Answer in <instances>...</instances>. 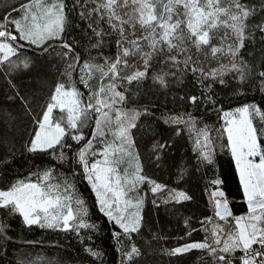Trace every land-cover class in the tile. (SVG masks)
I'll use <instances>...</instances> for the list:
<instances>
[{"label": "snow or ice", "instance_id": "obj_1", "mask_svg": "<svg viewBox=\"0 0 264 264\" xmlns=\"http://www.w3.org/2000/svg\"><path fill=\"white\" fill-rule=\"evenodd\" d=\"M78 3L79 0H76ZM92 3L95 7L80 12L81 19L88 21L87 28L96 37L91 47L100 48L104 38L115 33V57H105L102 64L91 60L81 63L73 45L63 43L62 47L67 51L62 55L67 57L69 53L72 54V62L62 73L67 78V86L65 82L57 83L42 119L37 121L38 130L28 151L46 152L52 149L55 152L59 146V158L65 159L63 149L71 147L64 143L65 136L77 142L84 140L82 132L73 135L71 130L80 131L86 127L94 112V131L76 157L85 178L96 193L100 211L122 230L113 232L117 243L122 244L121 237L131 241L132 234L140 231L143 219V197H137L133 202L129 193L145 182L152 185L153 193L164 186L141 174L143 169L139 154L134 152L131 130L136 127V121L142 115L151 113L147 107L142 110L121 107L129 99L125 95L128 89H118L133 81L139 85L147 77L151 63L156 60L171 64L181 72L199 73L197 83L206 93L211 92L213 83L224 84V76L228 72H236L238 75L235 79L241 85L246 84L252 72L246 71V63L237 61L245 41L253 37V32L264 33V19L255 24L248 22L264 10V0H259L257 4L243 3L242 0H92ZM80 6L83 8V5ZM12 11H19L22 15L16 19L10 18L11 13H8L4 21L0 22V65L10 61V56L16 54L18 47L23 46H13L18 37L33 45L43 46L47 41L61 38L69 23L63 0H56L50 5L45 0H29L20 4L18 9L13 7ZM101 21L108 25L110 31L100 27ZM9 24L12 25L11 30ZM43 51L47 52V47H43ZM178 56L183 59H178ZM221 57H228L229 63L205 70L207 62H219ZM16 67L18 65L10 63V68ZM23 67L28 68L29 63L25 61ZM129 68L134 70L130 74L121 75ZM77 70L79 82L85 87L98 75L97 86L89 90L86 103L83 101V93L72 81V73ZM257 75L260 89L264 91V70ZM166 76H176V73L162 72L153 79L162 87H167ZM208 80L212 83H205ZM9 83L16 94L8 99L19 97L23 100L16 86ZM188 99L193 104L202 99L211 104L216 103L210 94L204 97L193 95ZM54 109L66 112V115L54 120ZM223 117L248 212L233 216L225 193L220 190L212 192L215 216L225 224L229 218L234 223L225 231L223 225L212 223V218L207 217L205 223L212 224V227L203 230L210 234V241L209 236H206L203 241L170 249L168 254L180 255L193 249L207 250L218 264H233L236 259L233 254L239 250L243 252L238 258L240 264H264V147H261L257 127L253 124L256 118L264 121V110L255 103H248L233 111L223 112ZM166 122L188 123L195 127L191 117L184 121L182 117L172 116ZM107 133L113 137L111 142L103 139ZM197 134L196 144L201 155L211 163V140L207 129H199ZM260 136H264V130H261ZM97 139L104 145L98 152L92 151L93 141ZM166 146L161 143L155 145L154 150ZM97 155L101 159L89 164V156ZM122 165H126L123 170ZM33 175H37L36 182L30 179L17 180L7 190H0V209L20 214L24 224L29 227L35 225L76 233L81 229L97 228L96 224L88 222L85 202L75 195L74 185L66 179L60 183L51 182L55 179L51 169ZM213 183L220 184L221 181ZM168 199L179 202L191 200L192 197L185 192L172 190ZM8 230L9 226L0 221V251H4L12 240L7 234ZM187 235L190 236L191 232ZM85 251L97 259L103 256L99 249L86 247ZM140 255V249L131 243L126 251L122 250L121 264H131Z\"/></svg>", "mask_w": 264, "mask_h": 264}, {"label": "trees", "instance_id": "obj_2", "mask_svg": "<svg viewBox=\"0 0 264 264\" xmlns=\"http://www.w3.org/2000/svg\"><path fill=\"white\" fill-rule=\"evenodd\" d=\"M27 2L29 0H0V22L4 21L8 13H11L10 18H20L22 13L12 9H18L20 4ZM54 2L56 0H45L48 5ZM63 2L69 23L61 38L38 46L18 37L13 46H23L18 47L15 55L10 56V61L0 65V190H7L17 180L30 179L36 182L37 175H33L34 173L51 169L55 177L51 182L60 183L66 179L74 185L75 195L85 202L88 222L96 224L97 228L81 229L76 233L35 225L29 227L24 224L20 214L0 209V221L9 226L7 234L12 238L4 251H0V264H121L122 250L126 251L131 243L141 251V255L131 264H218L207 250L193 249L180 255H169L168 250L186 243L203 241L206 236H209L210 241V234L203 230L205 227H212V224L205 223L207 217L212 218V223L223 225L225 231L229 230V225L234 223L231 218L225 224L215 216L211 193L216 190L225 193L233 216L248 212L239 172L231 153L223 112L233 111L248 103H255L264 110V91L260 89L257 75L259 71L264 70V33L253 32V37L245 41V46L240 51L237 62L246 63V71L252 72V77L244 85L235 79L238 75L236 72H228L224 76V84L213 83L211 92L206 93L197 83L199 73L181 72L171 64L156 60L151 63L147 77L139 85L133 81L132 84L123 85L118 89H128L125 95L129 99L121 107L138 110L147 107L151 113L142 115L136 121V127L131 130L134 152L139 154L143 169L141 174L164 186L160 191L153 193L152 185L145 182L129 193L133 202L137 197H143L142 226L138 233L132 234L131 241L121 237L123 243L118 244L113 232L122 230L100 211L96 193L85 178L84 170L76 157L79 149L92 136L96 114L93 112L88 125L80 131L71 130L73 135L82 132L84 140L77 142L65 136L64 143L71 145L70 148L63 149L65 159L59 158V146L55 152L52 149L46 152L28 151L30 142L38 130L37 121L42 119L57 83L65 82L67 86V78L62 73L72 62V54L69 53L67 57L62 55L67 51L62 47L63 43L73 45L81 63L91 60L93 63L102 64L105 57L114 58L117 51L115 33L106 36L100 48L91 47V44L96 42V37L92 36L91 30L87 28L88 21L81 19L80 12L95 7L92 0H79L78 4L76 0ZM242 2L257 4L259 0ZM80 5H83V8ZM93 16L95 17V14ZM261 19H264V10L248 22L255 24ZM100 27L110 31L103 21L100 22ZM8 28L11 30L12 25L9 24ZM43 47H47V52L43 51ZM178 59L183 57L178 56ZM25 61L29 63L28 68L23 67ZM10 63H15L18 67L10 68ZM221 63L228 64L229 58L221 57L219 62L210 60L205 64V70L217 68ZM133 70L126 69L121 75L130 74ZM162 72L176 73V76L165 77L168 81L167 87H162L153 79ZM78 75V70L74 71L72 81L83 93V101L86 103L89 90H94L97 86L98 75L89 81L88 87L79 82ZM9 82L16 86L23 100L19 97L8 99L16 94ZM209 94L216 101L215 104L203 99L193 104L188 99L193 95L204 97ZM64 115L66 112L59 109L53 112L54 120ZM172 116L182 117L184 121L191 117L195 127L188 123L166 122ZM253 124L257 127L261 147H264V136H260L261 130H264V121L256 118ZM205 128L211 140V163L203 159L196 144L197 130ZM103 139L105 142H111L113 137L111 133H107ZM161 143L167 146L154 150V146ZM103 146L99 139L94 140L92 151L98 152ZM97 159L101 157L89 156V164ZM125 166L122 165L121 170ZM216 180L221 183H213ZM172 190L185 192L192 199L179 202L169 200ZM189 232L190 236L187 235ZM86 247L102 251V258L92 257L85 251ZM233 255L236 257L233 264H240L238 258L243 252L238 250Z\"/></svg>", "mask_w": 264, "mask_h": 264}, {"label": "water", "instance_id": "obj_3", "mask_svg": "<svg viewBox=\"0 0 264 264\" xmlns=\"http://www.w3.org/2000/svg\"><path fill=\"white\" fill-rule=\"evenodd\" d=\"M228 202H229V201H228ZM229 208H230L231 212L233 213L230 203H229Z\"/></svg>", "mask_w": 264, "mask_h": 264}, {"label": "rangeland", "instance_id": "obj_4", "mask_svg": "<svg viewBox=\"0 0 264 264\" xmlns=\"http://www.w3.org/2000/svg\"><path fill=\"white\" fill-rule=\"evenodd\" d=\"M54 110H55V109H54ZM54 110H53V112H54ZM62 126H63V125H62ZM234 159H235V157H234ZM256 159H257V161H258L259 158L257 157ZM235 163H236V162H235Z\"/></svg>", "mask_w": 264, "mask_h": 264}, {"label": "built area", "instance_id": "obj_5", "mask_svg": "<svg viewBox=\"0 0 264 264\" xmlns=\"http://www.w3.org/2000/svg\"><path fill=\"white\" fill-rule=\"evenodd\" d=\"M255 247V246H254Z\"/></svg>", "mask_w": 264, "mask_h": 264}]
</instances>
